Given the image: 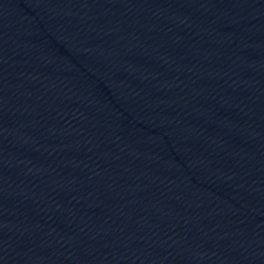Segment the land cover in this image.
<instances>
[{
  "label": "water",
  "instance_id": "95a60500",
  "mask_svg": "<svg viewBox=\"0 0 264 264\" xmlns=\"http://www.w3.org/2000/svg\"><path fill=\"white\" fill-rule=\"evenodd\" d=\"M0 264H264V0H0Z\"/></svg>",
  "mask_w": 264,
  "mask_h": 264
}]
</instances>
